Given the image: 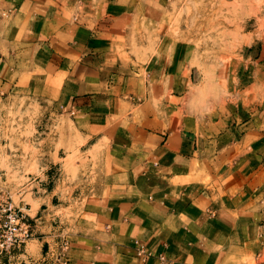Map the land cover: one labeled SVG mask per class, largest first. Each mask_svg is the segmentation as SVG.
Segmentation results:
<instances>
[{"label":"crops","instance_id":"crops-1","mask_svg":"<svg viewBox=\"0 0 264 264\" xmlns=\"http://www.w3.org/2000/svg\"><path fill=\"white\" fill-rule=\"evenodd\" d=\"M169 5L0 0V96L65 120L94 183L75 193L45 158L18 190L33 237L0 260L27 264L29 245V264H264V98L229 99L214 122L189 112L190 66L159 26ZM260 60L248 87L264 86Z\"/></svg>","mask_w":264,"mask_h":264},{"label":"rangeland","instance_id":"rangeland-1","mask_svg":"<svg viewBox=\"0 0 264 264\" xmlns=\"http://www.w3.org/2000/svg\"><path fill=\"white\" fill-rule=\"evenodd\" d=\"M169 4L159 26L168 32L171 51L183 50L190 66L189 112L214 122L232 110L229 99L264 98V86L245 85L253 68L256 70L255 63L264 57V0H169ZM10 37L8 18L0 13V48ZM48 110L36 99L0 96L1 187L11 191L23 188L28 177L36 178L45 170V158L63 164V186H70L75 193L94 185L82 178L86 174V168L80 167L85 162L78 150L82 141L70 135V126L62 118L52 114L46 123ZM56 183L46 185L52 189ZM31 188H26L25 200L29 203ZM25 253L28 257L21 258L27 264L32 260L29 256L37 258L33 246L28 245ZM0 264L8 263L0 260Z\"/></svg>","mask_w":264,"mask_h":264},{"label":"built area","instance_id":"built-area-1","mask_svg":"<svg viewBox=\"0 0 264 264\" xmlns=\"http://www.w3.org/2000/svg\"><path fill=\"white\" fill-rule=\"evenodd\" d=\"M22 192L0 186V258L10 256L33 237L34 228L19 206Z\"/></svg>","mask_w":264,"mask_h":264}]
</instances>
